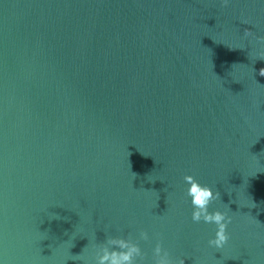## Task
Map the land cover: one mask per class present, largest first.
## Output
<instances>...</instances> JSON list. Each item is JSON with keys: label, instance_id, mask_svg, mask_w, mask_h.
I'll list each match as a JSON object with an SVG mask.
<instances>
[{"label": "water", "instance_id": "obj_1", "mask_svg": "<svg viewBox=\"0 0 264 264\" xmlns=\"http://www.w3.org/2000/svg\"><path fill=\"white\" fill-rule=\"evenodd\" d=\"M256 36L264 0H0V264H94L141 229L144 264L157 239L184 264H264ZM186 173L233 217L221 249Z\"/></svg>", "mask_w": 264, "mask_h": 264}, {"label": "clouds", "instance_id": "obj_2", "mask_svg": "<svg viewBox=\"0 0 264 264\" xmlns=\"http://www.w3.org/2000/svg\"><path fill=\"white\" fill-rule=\"evenodd\" d=\"M246 32H249L245 29ZM255 39L264 41V36H256ZM264 59V54H258L256 58ZM264 75V67L259 69ZM260 172V171H257ZM256 172V173H257ZM186 184L185 196L191 205V219L194 222L203 221L215 225V231L207 240V244L215 249H221L229 239L227 226L233 217L227 210L220 207L209 209L211 202L219 199V192L212 186L201 183L193 174L186 173L183 176ZM252 207L254 206L251 200ZM149 233L141 229L136 239L122 235H109L103 242H97L94 251V264H144L145 253L138 240L148 241ZM152 264H184L185 257L173 260L167 249L163 248L157 239L152 248Z\"/></svg>", "mask_w": 264, "mask_h": 264}]
</instances>
